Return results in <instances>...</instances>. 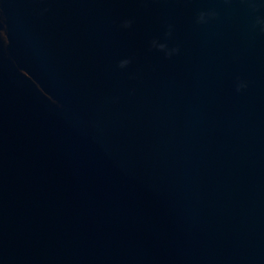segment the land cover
Here are the masks:
<instances>
[{"label": "water", "instance_id": "95a60500", "mask_svg": "<svg viewBox=\"0 0 264 264\" xmlns=\"http://www.w3.org/2000/svg\"><path fill=\"white\" fill-rule=\"evenodd\" d=\"M0 264H264V0H0Z\"/></svg>", "mask_w": 264, "mask_h": 264}, {"label": "clouds", "instance_id": "9594fccd", "mask_svg": "<svg viewBox=\"0 0 264 264\" xmlns=\"http://www.w3.org/2000/svg\"><path fill=\"white\" fill-rule=\"evenodd\" d=\"M124 26L127 27V26H129V25L126 23ZM128 63H129V61H127V60L122 61V62L120 63V67L123 68V67H125Z\"/></svg>", "mask_w": 264, "mask_h": 264}]
</instances>
